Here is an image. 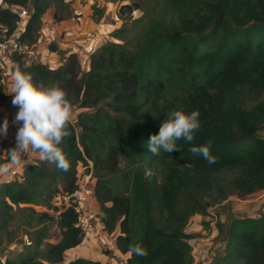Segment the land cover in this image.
Returning <instances> with one entry per match:
<instances>
[{
  "label": "trees",
  "instance_id": "trees-1",
  "mask_svg": "<svg viewBox=\"0 0 264 264\" xmlns=\"http://www.w3.org/2000/svg\"><path fill=\"white\" fill-rule=\"evenodd\" d=\"M62 2L0 0V24L12 32L18 17L9 6L25 7L18 39L31 46L46 10ZM136 2L140 17L112 32L124 41L104 42L90 52L86 70L76 51L53 67L27 63L24 54L15 57V67L33 73L36 82H62L72 105L84 110L62 145L71 162L67 171L35 163L24 168L22 181L0 186V245L8 222L23 215L26 224L53 221L60 234L41 249V227L25 246L31 250L5 256L4 264H110L64 257L85 233L71 207L51 200L57 190L51 184L64 177L59 194L71 192L79 164L91 163L94 206L125 255L120 264H193L190 218L230 197L264 191V0ZM179 109L199 110L194 141H177L179 151L151 154L150 136ZM209 139L213 164L189 151ZM222 242L208 264H264V208L232 217ZM137 243L146 255L130 253Z\"/></svg>",
  "mask_w": 264,
  "mask_h": 264
},
{
  "label": "rangeland",
  "instance_id": "rangeland-1",
  "mask_svg": "<svg viewBox=\"0 0 264 264\" xmlns=\"http://www.w3.org/2000/svg\"><path fill=\"white\" fill-rule=\"evenodd\" d=\"M62 4L63 6L52 4L44 13L36 42L29 46L27 53L24 54L27 63L36 61L53 67L67 52L76 51L80 68L86 70L89 53L97 50L104 42L122 43L124 39L113 35L112 32L122 25L129 27L131 21L140 17L142 13V8L138 6L136 0H63ZM50 45H54L56 49L52 50ZM9 93L8 87L0 85V124L5 118L9 122L7 136H0V186L6 182L22 181L23 170L28 165L44 163L48 168L53 165L47 161H40L38 153H33L31 150L23 157L28 162L24 166L10 163L7 153L15 145L17 125L13 124V120L18 108L12 105ZM81 110L84 109L73 106L72 123ZM78 169L81 170V166L77 165ZM63 184L64 177H58L51 184L57 189L51 198L56 204H58L57 194L61 191ZM261 193L263 191L254 192L245 198L230 197L227 201L207 207V214H196L190 218L186 232L193 234L190 238L193 264H208L221 252L225 225L232 217L250 215L251 212L264 208V193L260 196ZM19 206L30 205L20 204ZM31 206L37 211L47 209L44 205L31 204ZM48 211L54 213L51 210ZM41 227L46 235L40 245V248L44 249L48 243L60 237L59 230L53 221L45 224L32 221L26 224L25 215L9 221L5 231L1 232L3 243L0 245V264H4L5 256L12 257L17 253L31 250V244L28 245L30 248L25 246L33 241L34 234ZM94 236L95 239L97 238L94 244L98 245L100 237ZM85 242L88 243V241ZM112 242L114 244V240ZM97 248L92 246L90 250L94 253L87 252L88 254L83 248L66 251L64 257L69 259L88 256L95 259L98 253H105L106 260L111 261L112 258L115 261H112L113 264H120L121 259L115 258L109 248L105 249L103 245H100L99 252Z\"/></svg>",
  "mask_w": 264,
  "mask_h": 264
},
{
  "label": "clouds",
  "instance_id": "clouds-1",
  "mask_svg": "<svg viewBox=\"0 0 264 264\" xmlns=\"http://www.w3.org/2000/svg\"><path fill=\"white\" fill-rule=\"evenodd\" d=\"M12 105L18 108L13 120L17 125L15 145L8 154L11 164L24 166L27 162L23 157L31 150L38 153L40 161L55 163L61 170L70 168L62 145L71 136L70 124L73 119V105L68 98L62 82L45 84L36 82L34 74L21 71L19 66L12 72V87L9 93ZM199 110L186 112L183 109L168 113L161 122L157 134L150 136L147 150L153 155L161 152L179 151L177 141L192 143L201 127ZM9 122L7 118L0 124V136H7ZM213 141L193 146L189 151L193 155L202 156L209 164L216 162L210 148ZM130 253L146 255V249L137 243L130 246Z\"/></svg>",
  "mask_w": 264,
  "mask_h": 264
},
{
  "label": "built area",
  "instance_id": "built-area-1",
  "mask_svg": "<svg viewBox=\"0 0 264 264\" xmlns=\"http://www.w3.org/2000/svg\"><path fill=\"white\" fill-rule=\"evenodd\" d=\"M9 9L17 15L18 19L15 22V29L10 33L5 25L0 24V85L11 90L15 57L19 54H26L29 46L18 39L19 30L28 16L27 9L19 5H10ZM9 96L12 99L10 94ZM79 166H81V170H77L76 187L69 193L58 194L57 199L59 206L72 208L76 224L85 233L86 238L93 233V230L100 232H106V230L93 202L91 163L88 162L86 166L79 164ZM191 241L189 239L190 245H192Z\"/></svg>",
  "mask_w": 264,
  "mask_h": 264
},
{
  "label": "crops",
  "instance_id": "crops-1",
  "mask_svg": "<svg viewBox=\"0 0 264 264\" xmlns=\"http://www.w3.org/2000/svg\"><path fill=\"white\" fill-rule=\"evenodd\" d=\"M62 32V31H61ZM61 32L59 33V36H60V34H61ZM263 193H264V191H263ZM263 193H261V195L260 196H262L263 195ZM259 211V210H258ZM258 211H256V212H251L250 213V215H253V214H256ZM97 232L96 234H95V232ZM103 234H104V236H103ZM94 235H96L97 237H100L99 238V243H98V245H96V243L94 244V242H95V240L97 239H95L94 237ZM114 234L113 233H111V234H108V233H106V232H100V231H98V230H93V233L92 234H90V235H88V237H86L85 238V240L83 241V242H81L78 246H76V247H74L73 249H70V250H76V249H86L85 251V253L86 254H88V253H94V251L93 250H90V248L92 247V246H94V247H98L99 248V246L100 245H103L104 247H105V249L106 248H109V250H110V252L112 253V254H114V257L116 258H120V259H122V257H125V255H121L119 252H118V250L116 249V247H115V245L114 244H112L113 242H112V240H114V236H113ZM88 239V240H87ZM85 241H88V243L87 242H85ZM85 242V243H84ZM85 244V247H83V245ZM105 244V245H104ZM96 249V250H98V252H99V249ZM69 250V251H70ZM88 252V253H87ZM97 252V251H96ZM87 256V255H86ZM106 254L105 253H98L97 255H96V258L95 259H98V260H100L102 263H104V262H110V264H113L112 263V261H114L112 258H111V261H108V260H106L105 258H106ZM86 258H90L91 259V257H86ZM115 262V261H114ZM65 262H60V263H55V264H64Z\"/></svg>",
  "mask_w": 264,
  "mask_h": 264
}]
</instances>
